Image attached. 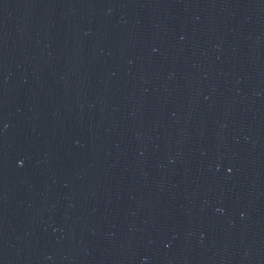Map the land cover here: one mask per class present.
I'll return each instance as SVG.
<instances>
[{
  "label": "water",
  "instance_id": "1",
  "mask_svg": "<svg viewBox=\"0 0 264 264\" xmlns=\"http://www.w3.org/2000/svg\"><path fill=\"white\" fill-rule=\"evenodd\" d=\"M0 264H264V0H0Z\"/></svg>",
  "mask_w": 264,
  "mask_h": 264
}]
</instances>
